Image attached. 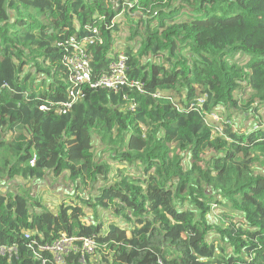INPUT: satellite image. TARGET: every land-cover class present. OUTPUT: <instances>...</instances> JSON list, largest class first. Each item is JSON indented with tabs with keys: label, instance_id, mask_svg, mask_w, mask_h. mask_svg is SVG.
<instances>
[{
	"label": "trees",
	"instance_id": "trees-1",
	"mask_svg": "<svg viewBox=\"0 0 264 264\" xmlns=\"http://www.w3.org/2000/svg\"><path fill=\"white\" fill-rule=\"evenodd\" d=\"M119 1L0 0V183L67 174L95 200L51 211L0 187V264H55L42 249L63 236L94 239L102 264H264V0H121L137 20L139 46L124 52L144 93L86 88L60 115L70 88L58 44L98 30L91 64L107 72ZM95 139L129 171L113 177Z\"/></svg>",
	"mask_w": 264,
	"mask_h": 264
},
{
	"label": "built area",
	"instance_id": "built-area-1",
	"mask_svg": "<svg viewBox=\"0 0 264 264\" xmlns=\"http://www.w3.org/2000/svg\"><path fill=\"white\" fill-rule=\"evenodd\" d=\"M126 5L132 7L130 3ZM126 5L122 4L121 8L118 9L122 10L118 18H121L128 10ZM95 44H103L99 38L98 30H94L90 36L83 40L72 37L66 42L58 44L63 52V66L67 73V83L70 88L67 100L56 105L60 115H67L78 102L84 99L86 88L105 89L114 93H118L122 88H129L144 93V85L130 77L129 58L124 51L117 53L107 72L95 77L89 54L90 47ZM155 97H159V93ZM41 110H47V108L42 107ZM212 117L215 121H219L217 115H212ZM35 161L36 159L32 160L31 166L35 165ZM78 243L80 244L78 245ZM42 250L53 256L55 264H67L66 260L70 254L79 253L81 254L80 262L86 264L88 257L95 256L97 245L92 238L74 239L63 236L59 241L52 245H46ZM4 254L5 251L0 250V256Z\"/></svg>",
	"mask_w": 264,
	"mask_h": 264
},
{
	"label": "rangeland",
	"instance_id": "rangeland-1",
	"mask_svg": "<svg viewBox=\"0 0 264 264\" xmlns=\"http://www.w3.org/2000/svg\"><path fill=\"white\" fill-rule=\"evenodd\" d=\"M117 5V4H116ZM134 19V16H132ZM117 20V21H116ZM115 20V22L120 23V28L124 31L123 33H120V37L118 34H115L116 40H115V48L119 51H124L130 44L132 47L139 46L138 41L129 42V39L133 36L131 35L130 26L132 27L133 31L136 29V22L137 20L134 19L128 20L127 18H124V15ZM164 57V56H162ZM145 60V57L142 59ZM150 61H154V59L150 58ZM162 59L159 58V62H161ZM248 99V97L246 98ZM251 101V100H249ZM255 105V104H254ZM231 112L235 113V111L231 110ZM264 121V114L259 119ZM242 126H246L247 122H245L244 118L241 119ZM247 128V126H246ZM113 146H109L108 144L102 143L99 139L94 140V154L96 155V158L100 160L101 162L108 163L112 168V176H116L117 172L120 171L121 173H126L129 171L130 166L122 165L117 162H114L112 160L113 153L109 149ZM141 168L137 169H131L130 172L134 176H139ZM73 182L70 181L67 174H63L60 177H55L53 175H47L42 181H27L21 178H14L10 180H4L2 183H0V187L3 189H8L13 192H20L25 193L26 195L32 196V198H37L41 200L40 202L43 204V206H46L51 211H57L59 206L63 203L67 204H80L81 199H88L95 203V200L92 199L91 193L92 190L90 189V186L83 187L82 185H79L78 188L76 187ZM102 210V209H101ZM98 209V214L100 217V220L103 222L112 221V213L111 212H105ZM93 213L91 210L87 211V219H90L91 221H94L93 219ZM218 211H213L212 215L217 217ZM91 262L93 264H102L100 261L99 256H94L91 258Z\"/></svg>",
	"mask_w": 264,
	"mask_h": 264
},
{
	"label": "water",
	"instance_id": "water-1",
	"mask_svg": "<svg viewBox=\"0 0 264 264\" xmlns=\"http://www.w3.org/2000/svg\"><path fill=\"white\" fill-rule=\"evenodd\" d=\"M117 10L119 9V8H121V6H122V1L120 0L118 3H117Z\"/></svg>",
	"mask_w": 264,
	"mask_h": 264
},
{
	"label": "crops",
	"instance_id": "crops-1",
	"mask_svg": "<svg viewBox=\"0 0 264 264\" xmlns=\"http://www.w3.org/2000/svg\"><path fill=\"white\" fill-rule=\"evenodd\" d=\"M118 52H119V50H118Z\"/></svg>",
	"mask_w": 264,
	"mask_h": 264
}]
</instances>
